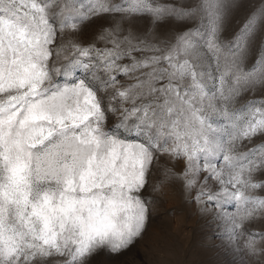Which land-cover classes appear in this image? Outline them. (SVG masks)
Instances as JSON below:
<instances>
[{"label": "snow or ice", "instance_id": "obj_1", "mask_svg": "<svg viewBox=\"0 0 264 264\" xmlns=\"http://www.w3.org/2000/svg\"><path fill=\"white\" fill-rule=\"evenodd\" d=\"M169 184L264 264V0H0V264L125 251Z\"/></svg>", "mask_w": 264, "mask_h": 264}, {"label": "rangeland", "instance_id": "obj_2", "mask_svg": "<svg viewBox=\"0 0 264 264\" xmlns=\"http://www.w3.org/2000/svg\"><path fill=\"white\" fill-rule=\"evenodd\" d=\"M92 31L83 39H90ZM154 195L156 203L142 237L118 254L99 253L92 264H240L239 254L211 246L227 245V232L220 225L210 224L211 217L201 215L178 184H169ZM249 227L264 230V220ZM243 259L256 264L247 257Z\"/></svg>", "mask_w": 264, "mask_h": 264}]
</instances>
